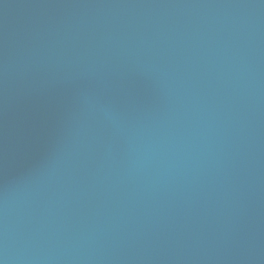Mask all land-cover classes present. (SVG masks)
I'll use <instances>...</instances> for the list:
<instances>
[{
    "label": "water",
    "instance_id": "1",
    "mask_svg": "<svg viewBox=\"0 0 264 264\" xmlns=\"http://www.w3.org/2000/svg\"><path fill=\"white\" fill-rule=\"evenodd\" d=\"M0 264H264V0H0Z\"/></svg>",
    "mask_w": 264,
    "mask_h": 264
}]
</instances>
